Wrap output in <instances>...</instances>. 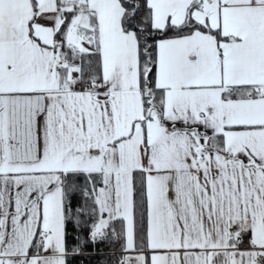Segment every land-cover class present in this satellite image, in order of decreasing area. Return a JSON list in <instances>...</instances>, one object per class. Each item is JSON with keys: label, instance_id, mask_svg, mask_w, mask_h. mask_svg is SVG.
<instances>
[{"label": "snow or ice", "instance_id": "1", "mask_svg": "<svg viewBox=\"0 0 264 264\" xmlns=\"http://www.w3.org/2000/svg\"><path fill=\"white\" fill-rule=\"evenodd\" d=\"M94 254L264 264V0H0V264Z\"/></svg>", "mask_w": 264, "mask_h": 264}, {"label": "trees", "instance_id": "2", "mask_svg": "<svg viewBox=\"0 0 264 264\" xmlns=\"http://www.w3.org/2000/svg\"><path fill=\"white\" fill-rule=\"evenodd\" d=\"M100 247L104 248L103 245H101ZM88 251H91V247H89ZM104 251L107 252L108 249L107 248H104ZM104 257L102 256H97V255H93L90 260H84V264H96V261L99 260V259H103ZM84 258L82 257H78L76 261H73V264H79V261L82 260Z\"/></svg>", "mask_w": 264, "mask_h": 264}]
</instances>
